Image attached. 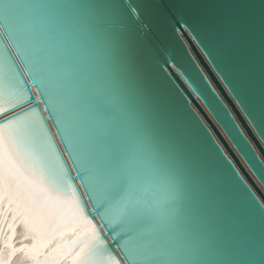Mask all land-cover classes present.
<instances>
[{
	"label": "snow or ice",
	"instance_id": "snow-or-ice-1",
	"mask_svg": "<svg viewBox=\"0 0 264 264\" xmlns=\"http://www.w3.org/2000/svg\"><path fill=\"white\" fill-rule=\"evenodd\" d=\"M208 7V0H0V42H9L0 46V202L40 238L67 220L89 226L37 264H59L77 247L72 264H121L106 235L124 264H264V202L218 173L151 71L157 37L183 21L218 49L222 74L258 56L264 81V0ZM41 102L106 235L78 195ZM248 162L264 181V165Z\"/></svg>",
	"mask_w": 264,
	"mask_h": 264
},
{
	"label": "water",
	"instance_id": "water-1",
	"mask_svg": "<svg viewBox=\"0 0 264 264\" xmlns=\"http://www.w3.org/2000/svg\"><path fill=\"white\" fill-rule=\"evenodd\" d=\"M211 2L212 0H208V11H213ZM8 45L7 40L0 42V46ZM9 51H12L10 46ZM209 51L212 52L211 56ZM213 57L216 58V63L213 62ZM15 58L13 53V59ZM222 67L223 57L218 49L209 45L207 40L202 44L183 21L179 24L173 22L155 41L151 71L158 92L200 143L202 151L212 160L218 173L228 175V179L238 190L246 185L248 194L264 202V181L248 162L249 158H254L258 164L264 165V135H261L264 132V122L260 119L264 81L261 78L259 59L257 56L246 66L236 67L226 74H222ZM29 87L35 97L37 88L31 85ZM236 92L242 94L244 104L237 98ZM205 97L212 102L211 108L205 102ZM27 106L24 105L25 108ZM38 111L50 130L58 154L66 165L70 178L74 180V186L93 223L106 235L108 229L104 226L105 221L96 214L87 186L77 177L68 145L62 141L59 126L54 123L56 117L50 115L51 110H45L42 102ZM249 112L255 116V123ZM218 115L220 119L217 118ZM3 119L0 116V120ZM221 120L228 124V128ZM87 227L89 226L82 222L67 220L55 232L45 233L40 238L23 222L21 216L13 219L6 200L0 202V264H14L18 256L20 264H37L48 254L67 245ZM106 238L115 256L124 264V255L117 244L111 237L106 235ZM38 239L42 242L37 243ZM33 244H36L35 249ZM78 251L79 247L59 264H72Z\"/></svg>",
	"mask_w": 264,
	"mask_h": 264
},
{
	"label": "bare ground",
	"instance_id": "bare-ground-1",
	"mask_svg": "<svg viewBox=\"0 0 264 264\" xmlns=\"http://www.w3.org/2000/svg\"><path fill=\"white\" fill-rule=\"evenodd\" d=\"M21 262H20V258H19V256L16 258V260H15V262H14V264H20Z\"/></svg>",
	"mask_w": 264,
	"mask_h": 264
}]
</instances>
